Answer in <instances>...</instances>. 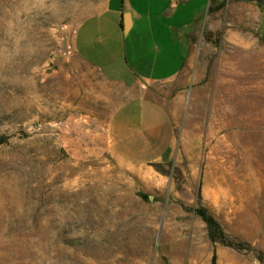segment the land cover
<instances>
[{
    "label": "rangeland",
    "instance_id": "374dc122",
    "mask_svg": "<svg viewBox=\"0 0 264 264\" xmlns=\"http://www.w3.org/2000/svg\"><path fill=\"white\" fill-rule=\"evenodd\" d=\"M104 1L0 0V264H264V54L232 52L229 0H212L190 68L152 88L170 155L125 164L107 141L124 91L72 46ZM237 66L253 90L239 85L234 123ZM200 204L233 246L210 241Z\"/></svg>",
    "mask_w": 264,
    "mask_h": 264
},
{
    "label": "crops",
    "instance_id": "0c3cea01",
    "mask_svg": "<svg viewBox=\"0 0 264 264\" xmlns=\"http://www.w3.org/2000/svg\"><path fill=\"white\" fill-rule=\"evenodd\" d=\"M220 4L216 15L222 10L217 8ZM228 4L232 52L264 54V0H229ZM211 5L212 0H105L98 13L76 27L72 37L75 54L106 82L124 91V99L107 124L108 144L121 162L152 165L170 155L174 119L152 88L173 82L190 68L192 37L202 33ZM248 67H231L225 73L231 79L222 86H229L234 123H238V111L233 100L240 95L239 85L250 86L253 77ZM252 90L251 86L247 89Z\"/></svg>",
    "mask_w": 264,
    "mask_h": 264
},
{
    "label": "trees",
    "instance_id": "16d2710c",
    "mask_svg": "<svg viewBox=\"0 0 264 264\" xmlns=\"http://www.w3.org/2000/svg\"><path fill=\"white\" fill-rule=\"evenodd\" d=\"M222 4L217 8L220 9ZM196 214L206 223L208 237L213 244H221L224 246H233V242L220 222L206 209L202 204L195 209ZM212 264H217V255L214 254Z\"/></svg>",
    "mask_w": 264,
    "mask_h": 264
},
{
    "label": "bare ground",
    "instance_id": "6f19581e",
    "mask_svg": "<svg viewBox=\"0 0 264 264\" xmlns=\"http://www.w3.org/2000/svg\"><path fill=\"white\" fill-rule=\"evenodd\" d=\"M229 84H230V83H229ZM248 86H249V85H248ZM248 88H249V87H248ZM243 89H244V91H245V88H243ZM240 90H241V89H240ZM234 92H235V91H233V94H234ZM240 92H241V91H240ZM229 93H230V92H229ZM241 94H242V93H241ZM241 94H240V95H241ZM240 95H239V96H240ZM229 96H230V95H229ZM231 96H232V95H231ZM235 96H236V95H235ZM235 96H234V97H235ZM232 97H233V96H232ZM243 97H244V96H243ZM245 97H247V96H245ZM231 99H232V98H231ZM235 100H236V99H235ZM228 101H229V100H228ZM231 101H232V100H231ZM234 102H235V101H234ZM234 102H233V103H234ZM238 102H239V101H238ZM249 102H250V101H249ZM236 103H237V101H236ZM243 103H244V102H243ZM230 104H231V103H230ZM239 104H240V103H239ZM241 104H242V103H241ZM249 104H250V103H249ZM249 104H248V105H249ZM231 105H232V104H231ZM231 105H229V107H230ZM248 105H247V106H248ZM233 106H234V104H233ZM244 107H245V104H244ZM229 109H231V108H229ZM243 109H244V112H245V114H246V113H247V112H246V111H247V108H243ZM236 110H237V109H236ZM239 115H241V114L239 113ZM231 116L234 117V114H231ZM231 116H230V117H231ZM229 119H230V118H229ZM241 119H242V118H241ZM242 121H243V127H244L246 130H248V128H249V116H248V114H246L245 117H243ZM233 122H234V121H233ZM236 122H237V121H236Z\"/></svg>",
    "mask_w": 264,
    "mask_h": 264
}]
</instances>
